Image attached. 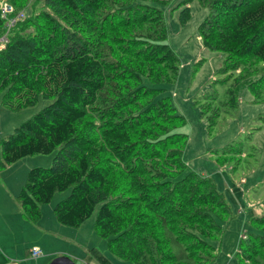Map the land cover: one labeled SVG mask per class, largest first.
Here are the masks:
<instances>
[{
	"label": "trees",
	"instance_id": "trees-1",
	"mask_svg": "<svg viewBox=\"0 0 264 264\" xmlns=\"http://www.w3.org/2000/svg\"><path fill=\"white\" fill-rule=\"evenodd\" d=\"M7 1L14 15H28L0 51L1 105L18 112L52 103L0 141V172L57 152L51 167L28 173L17 198L24 217L38 222L43 205L70 191L54 208L57 221L79 228L101 206L95 231L124 261L219 260L232 209L211 178L188 169L187 119L166 94L180 73L166 18L176 0ZM194 2L209 11L197 31L203 47L225 55L221 72L238 74L224 105L240 107L238 88L248 81L250 103L264 104V0H182V27ZM248 224L237 262L264 264V215ZM90 259L114 264L98 249Z\"/></svg>",
	"mask_w": 264,
	"mask_h": 264
},
{
	"label": "rangeland",
	"instance_id": "rangeland-1",
	"mask_svg": "<svg viewBox=\"0 0 264 264\" xmlns=\"http://www.w3.org/2000/svg\"><path fill=\"white\" fill-rule=\"evenodd\" d=\"M181 1L176 0L166 9L170 44L180 58L177 83L166 86V94L172 97L178 113L187 119V125L181 128V132L189 136L184 156L188 169L211 178L232 209V217L224 228L222 242L225 246L219 260L213 264H238L239 241L251 232L248 221L264 215V123L257 120L264 113V104L250 103L253 99L248 91L251 81H248L238 88L240 107L224 105L229 99L227 92L238 74L221 72L225 55L202 45L197 31L209 11L194 2L190 6L193 18L186 27H182L179 22L181 10L176 9ZM3 3L10 4L7 0ZM23 12L28 15V11ZM231 74L234 77L224 83ZM50 103L51 100L40 99L34 106L12 112L2 107L0 94V141ZM216 112L219 113L218 123L211 126V117ZM230 146L240 149V153L223 152ZM56 154L31 156L12 166L28 169L27 176L33 168L51 167ZM69 194L70 191L57 193L51 203L41 207L42 214L46 209L53 211ZM100 208L98 206L94 215L79 228L60 224V240H53L58 242L55 249L57 247L63 253L61 257L70 259L72 264H98L90 261L93 249L103 252L114 264H134L113 254L109 249V239L96 233L95 221ZM53 241L49 242L50 246ZM228 253H233V257Z\"/></svg>",
	"mask_w": 264,
	"mask_h": 264
},
{
	"label": "crops",
	"instance_id": "crops-1",
	"mask_svg": "<svg viewBox=\"0 0 264 264\" xmlns=\"http://www.w3.org/2000/svg\"><path fill=\"white\" fill-rule=\"evenodd\" d=\"M27 171L11 165L0 172V264H51L63 254L54 247L56 242L53 240H60L58 230L61 228L54 210L46 209L35 223L23 215L17 198L27 180ZM35 247L42 250L37 258L32 256ZM233 253L228 256L233 257Z\"/></svg>",
	"mask_w": 264,
	"mask_h": 264
},
{
	"label": "built area",
	"instance_id": "built-area-1",
	"mask_svg": "<svg viewBox=\"0 0 264 264\" xmlns=\"http://www.w3.org/2000/svg\"><path fill=\"white\" fill-rule=\"evenodd\" d=\"M1 16L5 20L7 31L4 35H0V51L5 48V45L9 41V32L15 26L17 21L25 18V13L21 12L18 15H14L15 9L11 4L3 3L0 6ZM246 238V237H244ZM42 250L40 247L32 249V256L37 258L41 255Z\"/></svg>",
	"mask_w": 264,
	"mask_h": 264
},
{
	"label": "water",
	"instance_id": "water-1",
	"mask_svg": "<svg viewBox=\"0 0 264 264\" xmlns=\"http://www.w3.org/2000/svg\"><path fill=\"white\" fill-rule=\"evenodd\" d=\"M51 264H72L66 257H58Z\"/></svg>",
	"mask_w": 264,
	"mask_h": 264
}]
</instances>
